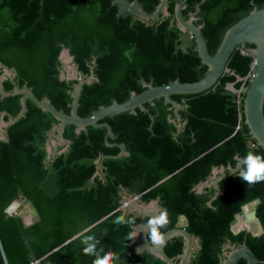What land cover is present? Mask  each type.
Listing matches in <instances>:
<instances>
[{"label": "trees", "instance_id": "1", "mask_svg": "<svg viewBox=\"0 0 264 264\" xmlns=\"http://www.w3.org/2000/svg\"><path fill=\"white\" fill-rule=\"evenodd\" d=\"M138 1L149 13L160 2ZM177 2L168 0L169 14L147 24L132 14L118 15L113 0H0V61L17 70L15 82L20 87L30 88L39 99L47 97L69 114L76 81L60 79L58 60L62 46L69 48L81 74L88 77L92 68L95 77L84 83L79 95L77 113L82 117L113 101H125L132 91L142 92L143 83L193 82L208 67L196 51L174 53ZM263 6L264 0H185L182 15L188 19L194 12L193 23L201 25L208 51L214 54L232 24ZM249 47L253 44L245 43L244 48ZM252 62L253 57L238 46L227 61L229 71L211 87L171 95L181 105L180 122L172 105L159 97L145 102L144 110L136 107L135 112L100 120L111 128L110 145L102 125L77 132L75 125L66 124L63 137L69 145L54 159H47L45 144L58 120L27 99L25 115L7 128L8 140H0V264H31L37 259L42 264H94L96 257L83 253L82 240L89 235L100 241L98 247L105 253L119 257L111 264H167L151 252L136 253L135 239H126L129 227L114 223L127 214L118 209L122 188L141 194L146 203L158 200L170 220L162 231L176 227L180 215L186 217L184 228L200 246L188 264H221L228 242L235 247L245 242L261 261L258 264H264V233L254 237L245 230L236 234L230 230L241 206L254 198L260 199L256 216L264 228V182L249 187L231 174L219 180L221 193L216 196L214 186L196 189L209 180L214 168L227 171L248 151L264 154L240 118L239 93L229 89L231 83L236 90L248 83L245 77ZM2 84L7 91L13 89L10 78ZM20 108L19 94H0V111L15 116ZM120 144L128 154L116 157ZM104 155L103 173L95 174L96 160ZM20 195L37 208L38 222L25 226L20 216L5 212ZM127 216L136 225L149 218ZM183 248L181 235L164 245L175 261Z\"/></svg>", "mask_w": 264, "mask_h": 264}, {"label": "water", "instance_id": "2", "mask_svg": "<svg viewBox=\"0 0 264 264\" xmlns=\"http://www.w3.org/2000/svg\"><path fill=\"white\" fill-rule=\"evenodd\" d=\"M184 1L185 0H178L174 9V16L179 27L178 39L174 47V53L177 54L178 51L188 52L189 49L191 51H196L201 59V62L208 67L207 73L202 78L193 82H180L176 79L173 82L159 86H154L151 83H143L146 89L142 92L135 93L132 91L130 97L125 101H113L110 105L100 107L89 116L82 117L77 113L79 95L84 83H91L95 77L93 75L92 68L90 69L88 77H84L81 74L78 67L73 62V56L70 54L69 48L63 45L58 56V60L62 64L60 79H71L76 81L71 92L72 102L69 114L56 109L47 97L39 99L30 88L26 86L20 87L15 82L17 70L14 67H9L0 61V94L1 96L19 94L21 104L20 111L15 116L10 115L5 110L0 111V140H8L7 128L25 115V112L27 111V99H30L42 110L51 113L58 120V123L51 128L46 140L45 148L47 151V159H54L57 154H60L67 149L69 141L63 137L66 124L75 125L77 127V132L85 130L89 125H102L106 128L105 142L107 145H110L107 141V136L112 134L111 128L105 122L99 123L100 120L125 111L135 112L136 107L144 110L145 108L143 104L145 102L152 101L153 99L159 97H163L165 102L172 105L176 118L180 122L181 119L178 114V110L181 108V105L173 100L171 95L178 93H198L211 87L224 71H229L227 61L233 50L238 46H241V52L248 53L253 57L251 69L245 77L248 83L246 85H242L239 90H236L234 85L231 83L229 84V89L239 93V103H242L243 105L240 118L244 117V122L249 128L250 134L256 139L258 145L264 148V6L261 8L255 7L247 15L232 24L225 31L216 52L214 54H210L201 33V25H195L193 23V20L195 19L194 12L190 13L188 19H185L182 15ZM113 3L117 5L118 15L127 16L128 14H132L147 24H152L154 21L159 20L161 14L164 16L169 14L167 10L168 0H160L156 9L151 13L145 11L138 0H113ZM245 43L253 44V47L244 48ZM6 78H10V81L13 84V89L11 91H7L3 87L2 82ZM4 115H8L7 120L3 119ZM182 124H184V122ZM180 128L181 125L179 124L178 129ZM61 145H63V148L58 149V146ZM119 147L120 152L115 155L116 157L128 154L123 145L120 144ZM105 157L106 155L96 160L97 172L95 174L103 173L102 160ZM241 163H243V161H241ZM238 164L239 160L235 166H227V171H225L224 167L214 168L212 176L209 180L196 185L197 191H202L204 186H214L216 189L215 196L220 194L221 190L218 186L219 180L227 178L231 175V171H235V169L239 167ZM217 173H219V175H217ZM221 174L222 177H219ZM121 192L123 194V198L118 209L122 210L124 213L133 214L134 216L149 217L150 214H154L147 210L150 207L157 206L163 208L157 199H153L146 203L140 200L141 194L134 195L132 193H128L124 188H122ZM19 197V199L13 200L5 208V212L8 215L20 216L25 226L38 222L40 220V215L34 204L22 195ZM208 203L210 204L211 200ZM259 203L260 199L254 198L241 206V210L235 215L234 219L230 223V230L234 234L242 230L249 232L254 237L264 233V228L256 216V207ZM242 217L243 219L241 220ZM146 223H140L137 225L140 229L135 238V241L137 242L136 253H141L145 250L161 258L167 264H188L194 251L198 250L200 247L198 239L192 236L184 228L187 224L186 217L184 215H180L177 226L166 231L167 241L177 235H181L184 239L183 251L177 255L178 261H175L174 257L167 255L164 250V246L157 249L147 248L148 242L145 232L147 229L144 225ZM91 226L76 233L66 242L76 238ZM225 248H228V251L223 253L224 258L221 260V264H237V262L242 258L246 260V264H258L261 262L252 250L247 247L245 242L238 247H235L228 242L225 245ZM31 264L42 263L40 262V259H37ZM47 264L52 263L48 262ZM135 264L142 263L136 262Z\"/></svg>", "mask_w": 264, "mask_h": 264}, {"label": "clouds", "instance_id": "3", "mask_svg": "<svg viewBox=\"0 0 264 264\" xmlns=\"http://www.w3.org/2000/svg\"><path fill=\"white\" fill-rule=\"evenodd\" d=\"M237 159L239 160V167L235 171H231L233 175L238 176L249 187L264 182V154L248 151L243 157H237ZM222 174L219 177H222ZM147 210L154 213L149 215L147 223L144 224L147 229L145 231L148 242L147 248L157 249L163 247L167 243V232L162 230L167 229L170 223L167 210L157 206L150 207ZM114 223L129 227L127 240H134L138 235L140 228L137 227L133 217L127 216V214L120 215ZM82 244L84 245V254L96 257L94 264H111L112 261L119 258L113 252L105 253L103 248L98 247L100 241L95 236H85Z\"/></svg>", "mask_w": 264, "mask_h": 264}, {"label": "bare ground", "instance_id": "4", "mask_svg": "<svg viewBox=\"0 0 264 264\" xmlns=\"http://www.w3.org/2000/svg\"><path fill=\"white\" fill-rule=\"evenodd\" d=\"M243 219V217L241 218V220Z\"/></svg>", "mask_w": 264, "mask_h": 264}, {"label": "flooded vegetation", "instance_id": "5", "mask_svg": "<svg viewBox=\"0 0 264 264\" xmlns=\"http://www.w3.org/2000/svg\"><path fill=\"white\" fill-rule=\"evenodd\" d=\"M134 16V15H133ZM136 17V16H135Z\"/></svg>", "mask_w": 264, "mask_h": 264}]
</instances>
